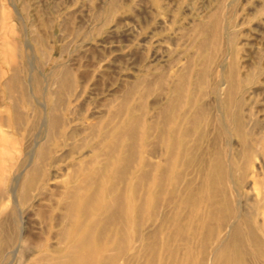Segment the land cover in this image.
Listing matches in <instances>:
<instances>
[{"label":"rangeland","instance_id":"1","mask_svg":"<svg viewBox=\"0 0 264 264\" xmlns=\"http://www.w3.org/2000/svg\"><path fill=\"white\" fill-rule=\"evenodd\" d=\"M120 133L152 174L119 264H264V0H0V264L65 248L57 203Z\"/></svg>","mask_w":264,"mask_h":264},{"label":"bare ground","instance_id":"2","mask_svg":"<svg viewBox=\"0 0 264 264\" xmlns=\"http://www.w3.org/2000/svg\"><path fill=\"white\" fill-rule=\"evenodd\" d=\"M129 128L131 131L132 127ZM122 134L124 137H131V143L127 148L128 152L120 153L119 146L112 145L108 151L109 157L102 167L85 171L84 176L82 175L83 177L78 182L70 185L75 186L73 190L67 191L63 199L58 201L57 204H60L64 210L57 223L66 226L59 232V239L63 241L64 245L62 248H65L62 251L54 250V254L51 256L42 254L38 258L37 264H119L122 261L129 247L121 248L123 251L121 256L116 255V250L121 245V239L129 235V231L137 224L138 216L135 215L139 213L135 206L138 198L137 193L144 184L142 183L143 178H150V174H152L148 170L143 176L139 175L134 179L130 167L134 161L132 150L135 146V133H120L119 135ZM163 143L165 144L164 141ZM168 167V160L159 167L160 173L156 176L157 181H155L157 188L168 179ZM31 171V175H33L35 169L32 168ZM221 174L224 179L226 169L223 166ZM31 175L26 179L24 187L29 185L32 179ZM147 193L153 199L150 203L156 202L158 194H155L152 188H149ZM165 194H167L166 188L163 192V199ZM64 220H66L65 223ZM52 224H55L54 220H52ZM234 233L235 235L239 234L238 230ZM228 249L229 245L222 247V253L219 251L218 255L222 254L225 261L216 264H232V256L227 252ZM109 250L112 253L107 255L106 252ZM166 255L170 256L171 254ZM118 256H120L119 259H117ZM152 262L154 260L151 259L147 264H156V262Z\"/></svg>","mask_w":264,"mask_h":264}]
</instances>
